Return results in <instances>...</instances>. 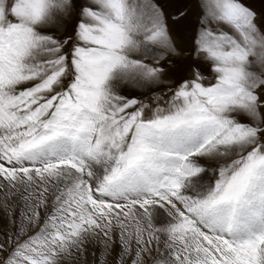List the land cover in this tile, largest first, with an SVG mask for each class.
<instances>
[{
    "label": "snow or ice",
    "instance_id": "snow-or-ice-1",
    "mask_svg": "<svg viewBox=\"0 0 264 264\" xmlns=\"http://www.w3.org/2000/svg\"><path fill=\"white\" fill-rule=\"evenodd\" d=\"M196 7L0 0V264H264V7Z\"/></svg>",
    "mask_w": 264,
    "mask_h": 264
},
{
    "label": "rangeland",
    "instance_id": "rangeland-1",
    "mask_svg": "<svg viewBox=\"0 0 264 264\" xmlns=\"http://www.w3.org/2000/svg\"><path fill=\"white\" fill-rule=\"evenodd\" d=\"M158 4L161 5L165 14L169 17V26L172 32V35L181 44V49L184 45L182 43V32L184 31L186 25L189 23V20L194 24L197 16L199 15V8L196 7L197 0H156ZM248 3L252 4L257 9L264 7V0H247ZM181 11L190 12L192 15L188 19H178L176 21L172 20V17H178ZM68 30L72 28V22L70 21L67 25ZM185 64L183 59L176 62L174 66H170V75L162 78V84L155 87V89H139L137 91L144 93V99L146 102L149 97H152L160 92L166 91L165 85H172L180 78V69L181 66ZM3 227V222L0 221V228Z\"/></svg>",
    "mask_w": 264,
    "mask_h": 264
}]
</instances>
